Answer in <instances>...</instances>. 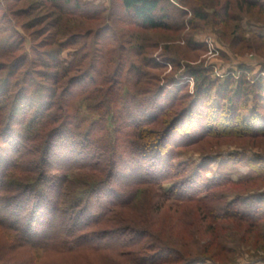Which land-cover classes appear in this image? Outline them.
Listing matches in <instances>:
<instances>
[{"label": "rangeland", "instance_id": "1", "mask_svg": "<svg viewBox=\"0 0 264 264\" xmlns=\"http://www.w3.org/2000/svg\"><path fill=\"white\" fill-rule=\"evenodd\" d=\"M159 1L172 12L168 30L135 24L121 0H0V83L8 82L11 96L54 90L63 101H83L84 125L95 130L101 120L88 105L116 115L129 104L120 86L129 87L147 112L159 116L142 127L149 136L173 120L180 123L166 149L174 152L169 162L175 168L187 169L185 180L231 182L212 190L216 220L201 214L204 206L165 203L144 188L121 214L143 218L148 236L113 226L127 246L117 254L56 256L51 264H139L161 255L164 264H182L181 255L187 264H264V0ZM55 61L76 69L67 81L57 76ZM203 76L211 88L198 90L194 77ZM37 95L27 107L35 108ZM5 119L2 107L0 122ZM125 176L117 179L135 181ZM180 179L164 180L163 187ZM225 208L236 219H221ZM154 238L169 248L153 250L161 246Z\"/></svg>", "mask_w": 264, "mask_h": 264}, {"label": "trees", "instance_id": "2", "mask_svg": "<svg viewBox=\"0 0 264 264\" xmlns=\"http://www.w3.org/2000/svg\"><path fill=\"white\" fill-rule=\"evenodd\" d=\"M121 2L127 14L134 18L132 22L140 27L147 30L171 28L168 21L172 12L162 8L159 0ZM57 10L68 12L61 7ZM2 47L0 43V50ZM55 62L57 76L67 81L68 75L76 69ZM91 78V82L99 80ZM194 79L198 90L211 88L206 76ZM8 89V82L3 80L0 109H7L9 119L0 122V127L5 128L0 139V151L5 153L0 156V264H51L50 260L56 256L117 254L127 246L121 243L123 235L113 230V226H130L131 232L138 236L149 234L148 229L141 227L143 218L128 220L121 214L133 207L144 188L162 202L176 199L178 205L204 206V209L200 207L201 211L205 210L201 212L204 217H217H214L215 208H210L212 190L231 182L221 179L199 185L194 177L185 180L187 169L175 168L174 160L169 162L173 151L166 149L180 123L173 120L165 129L149 136L143 128L152 124L158 115L147 112L144 100L129 87L120 86V91H126L121 95L129 104L116 115L110 111L100 114L101 110L96 112L99 107L88 105L89 114L101 120L91 126L96 124L97 130L84 125L88 117L82 115L79 107L83 101L79 105L73 97L63 101L56 97L54 90L33 94L22 90L13 97ZM35 94H38L35 99L40 97L35 100V108L27 107ZM133 119L136 121L132 123ZM173 168L175 172L171 171ZM53 169H57V173H51ZM124 173L135 181L117 179ZM179 178L183 179L172 183L169 189L163 187L164 180ZM194 183L198 184L197 188L193 187ZM229 212L225 208L221 219H236ZM153 240L157 246L161 245L153 250L169 248L160 238ZM180 259L182 264L190 260L182 255ZM140 261L139 264L167 262L164 255L157 260Z\"/></svg>", "mask_w": 264, "mask_h": 264}]
</instances>
